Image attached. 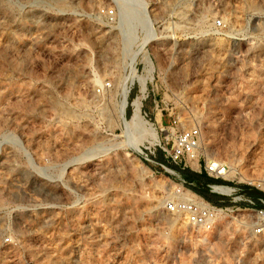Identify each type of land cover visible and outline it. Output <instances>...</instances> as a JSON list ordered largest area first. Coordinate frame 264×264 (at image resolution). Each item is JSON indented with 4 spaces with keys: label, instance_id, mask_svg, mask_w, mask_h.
<instances>
[{
    "label": "rangeland",
    "instance_id": "374dc122",
    "mask_svg": "<svg viewBox=\"0 0 264 264\" xmlns=\"http://www.w3.org/2000/svg\"><path fill=\"white\" fill-rule=\"evenodd\" d=\"M137 96L155 142L134 137ZM193 124L224 183L264 175V0H0V264H264L243 203L212 230L165 209L184 177L166 149Z\"/></svg>",
    "mask_w": 264,
    "mask_h": 264
},
{
    "label": "built area",
    "instance_id": "2783aa9c",
    "mask_svg": "<svg viewBox=\"0 0 264 264\" xmlns=\"http://www.w3.org/2000/svg\"><path fill=\"white\" fill-rule=\"evenodd\" d=\"M101 12L107 21L115 22L117 20L116 6L104 7L101 9ZM213 25L222 27L224 26V22L222 18L218 17L213 21ZM148 57L151 61V57L149 55ZM147 66L148 61L142 55L141 58L135 61L133 68L135 72L138 73L139 67L140 72H142L146 70ZM135 82L137 85H139L140 90V82L137 77H134L133 79L128 78L126 80V85L128 87L127 92L131 90ZM103 86L109 87L110 82L104 81ZM99 90L100 87L97 88V91ZM142 115L145 117L147 112L144 111V114ZM176 122L177 118L172 117V123L175 125ZM172 127L173 126H171V128ZM161 128L164 129V127ZM173 131L171 147L170 149H166V154L169 157V160L175 163L181 169L190 168L198 172L203 171L211 178L223 179L219 183L207 182L206 187L212 191L218 192L220 195H222V197L228 196V201H225L224 198H221L218 200V202H213L200 195H197L185 187V185L193 184L194 181H188L182 176L180 177V182L174 185L170 196L165 199V209L168 212L183 217L188 223L211 228L218 213H228L234 211L235 209L240 208V206H237L238 204L243 203L252 210V219L249 222L251 231L254 234L264 233V178L253 182L244 180L246 185L242 184V186H231L227 183H224V180L232 182L235 176L228 175L229 166L224 160L217 158H203L201 160L199 153L201 135L200 127L196 124H193ZM158 142V144H160V140H158ZM153 151L154 150L151 149L149 145H144L143 147L140 146L138 152L142 157L148 158L149 153H153ZM159 164L164 170L176 173V171L169 169L163 163ZM250 184H255V186L260 190V193L254 194L251 191ZM214 186H230L231 190L226 192L223 190V188L215 189ZM186 193L187 195H185ZM5 240H8V237H5Z\"/></svg>",
    "mask_w": 264,
    "mask_h": 264
},
{
    "label": "bare ground",
    "instance_id": "6f19581e",
    "mask_svg": "<svg viewBox=\"0 0 264 264\" xmlns=\"http://www.w3.org/2000/svg\"><path fill=\"white\" fill-rule=\"evenodd\" d=\"M143 5V4H142ZM126 7V6H125ZM127 8H124L123 9V11H122V15H123V18L124 19H126L127 18ZM118 15V14H117ZM141 16V15H140ZM136 17H138V15L136 16ZM140 20V19H139ZM146 20V18H143L142 17V20H140V21H138L142 26L145 24V22L146 23H148V21H145ZM144 27V26H143ZM146 27V26H145ZM144 27V28H145ZM148 29V28H147ZM148 32H149V29H148ZM149 64H148V66H149V71H150V73H148L149 75H151V71L153 70V66H152V63L150 62V60H149V62H148ZM147 66V67H148ZM148 69V68H147ZM148 75V76H149ZM138 77H140V76H138ZM144 77H147V76H142V77H140V86H141V88H140V91L141 92H143V91H145L144 89H145V80H146V78H144ZM152 78V77H151ZM145 94V93H144ZM145 96V95H144ZM126 103H127V100L125 99V101L123 102V105H122V111L124 110V108H125V106H126ZM133 115H132V117H131V119H130V121H129V123H135V128H136V131H138V132H136V133H138L139 134V136H135L134 134V137L136 138V137H139V139H143L145 136H148V138H150L149 140L150 141H157V140H155L154 139V136H153V132L151 131V129L149 128V127H147V126H145V123H144V116L142 115V112L140 111V106H141V101H140V98H139V96H137L134 100H133ZM142 110V109H141ZM121 111V112H122ZM138 139V138H137ZM200 141H201V135H200ZM229 166V165H228ZM231 167H229V173H228V175H231V173H232V168L230 169ZM262 178H264V175L260 178V179H262ZM226 187H230V186H226ZM231 190V187H230V189L229 190H225L226 192H229ZM185 195H187V193L185 194ZM229 215H232L231 213H223V212H220V213H218V215L216 216V218L214 219V221H213V224H212V226H211V228L212 227H215L216 225H217V223H218V220H219V218L221 217V216H229ZM175 216H177V215H175ZM179 216V215H178ZM185 222H187L186 220H185ZM188 223V222H187ZM189 224V226L191 227V228H195V229H207V230H212L211 228H206V227H204V226H201V225H193V224H191V223H188ZM243 224H245V226H246V224H247V222L245 221V222H243Z\"/></svg>",
    "mask_w": 264,
    "mask_h": 264
},
{
    "label": "trees",
    "instance_id": "16d2710c",
    "mask_svg": "<svg viewBox=\"0 0 264 264\" xmlns=\"http://www.w3.org/2000/svg\"><path fill=\"white\" fill-rule=\"evenodd\" d=\"M181 171H182L184 177L188 181H194L196 183L197 191H199L203 194L205 193L204 188H207L206 183L210 182V181H207L208 179H211L214 182H217V181L221 182L222 181V179H214V178L209 177L203 171L198 173V172L189 171V169H187V168L182 169ZM217 189H220V188H217ZM223 190H225V189H223Z\"/></svg>",
    "mask_w": 264,
    "mask_h": 264
},
{
    "label": "crops",
    "instance_id": "0c3cea01",
    "mask_svg": "<svg viewBox=\"0 0 264 264\" xmlns=\"http://www.w3.org/2000/svg\"><path fill=\"white\" fill-rule=\"evenodd\" d=\"M151 112H152V111H151ZM153 116H154V119H155L156 121H158V120L162 121V116H161V114L159 115L157 112H155Z\"/></svg>",
    "mask_w": 264,
    "mask_h": 264
}]
</instances>
